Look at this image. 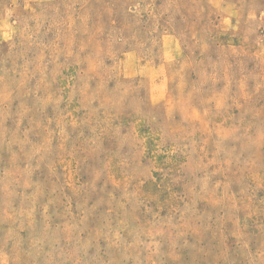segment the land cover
Returning <instances> with one entry per match:
<instances>
[{
	"label": "rangeland",
	"instance_id": "obj_1",
	"mask_svg": "<svg viewBox=\"0 0 264 264\" xmlns=\"http://www.w3.org/2000/svg\"><path fill=\"white\" fill-rule=\"evenodd\" d=\"M0 264H264V0H0Z\"/></svg>",
	"mask_w": 264,
	"mask_h": 264
}]
</instances>
